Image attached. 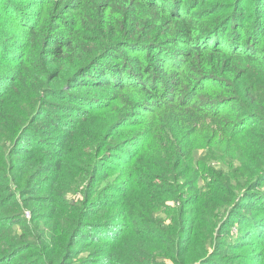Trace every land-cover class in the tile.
<instances>
[{"label": "trees", "instance_id": "obj_1", "mask_svg": "<svg viewBox=\"0 0 264 264\" xmlns=\"http://www.w3.org/2000/svg\"><path fill=\"white\" fill-rule=\"evenodd\" d=\"M0 264H264V0H0Z\"/></svg>", "mask_w": 264, "mask_h": 264}, {"label": "rangeland", "instance_id": "obj_2", "mask_svg": "<svg viewBox=\"0 0 264 264\" xmlns=\"http://www.w3.org/2000/svg\"><path fill=\"white\" fill-rule=\"evenodd\" d=\"M73 195L74 194H70L68 196L71 198ZM229 229H230L231 233H230V236L228 238V241H230V243L232 245H236L238 243V239L240 237H242L241 234L238 235L239 234V228H238V225L236 224V222H234L233 224L229 225ZM225 251H227V248H225L224 251H223L224 254H227V252H225Z\"/></svg>", "mask_w": 264, "mask_h": 264}]
</instances>
